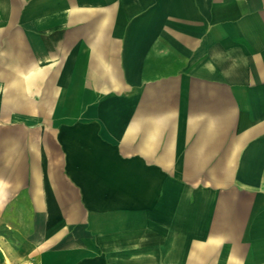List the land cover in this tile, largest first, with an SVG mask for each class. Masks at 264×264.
I'll use <instances>...</instances> for the list:
<instances>
[{
  "label": "crops",
  "instance_id": "0c3cea01",
  "mask_svg": "<svg viewBox=\"0 0 264 264\" xmlns=\"http://www.w3.org/2000/svg\"><path fill=\"white\" fill-rule=\"evenodd\" d=\"M0 264H264V0H0Z\"/></svg>",
  "mask_w": 264,
  "mask_h": 264
}]
</instances>
